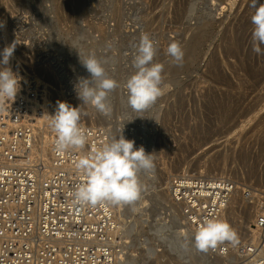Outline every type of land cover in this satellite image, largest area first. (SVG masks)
I'll return each mask as SVG.
<instances>
[{
  "label": "rangeland",
  "instance_id": "rangeland-1",
  "mask_svg": "<svg viewBox=\"0 0 264 264\" xmlns=\"http://www.w3.org/2000/svg\"><path fill=\"white\" fill-rule=\"evenodd\" d=\"M254 12L253 0H0V53L8 42L16 45L15 62H25L30 56L44 61L54 76L50 85L57 101L70 99L69 105L80 106L81 121L86 123L92 124V119L100 117L105 125H94L107 128L111 140L123 130L125 138L134 140L137 148L152 153L154 172L144 173V179H139L143 200L120 204L130 223L133 250L142 239L152 237L155 230L150 228L156 222L163 226L167 223L164 234L174 232L169 203L155 196L160 189L156 176L167 164L191 162L201 156L200 151L206 148L193 144L188 133L214 134L218 140L264 138V132L255 128L258 119L264 121V55L252 51ZM145 33L156 42L154 62L164 65L166 87L165 94L148 111L136 113L127 105L124 84L136 71L132 59ZM198 38L201 41L196 55L174 68L167 47L177 43L185 51ZM79 52L103 61L106 74L117 81L108 97L111 111L107 115L81 100H73L80 77L76 73L90 76L80 62ZM19 55L22 57L15 59ZM213 66L220 70L221 79L211 72ZM248 67L258 69L259 76L247 73ZM228 94L235 97L242 111L224 130L216 123L214 102ZM179 132L185 135L183 142L178 139ZM207 139L217 148L214 139ZM180 145H186L189 152L183 154ZM233 163L236 159L229 158L228 165ZM260 176L264 177V160ZM157 244L163 257L172 253L162 240ZM181 250L173 253L178 260L174 264L189 261L190 254ZM155 257L150 255V259Z\"/></svg>",
  "mask_w": 264,
  "mask_h": 264
},
{
  "label": "built area",
  "instance_id": "built-area-1",
  "mask_svg": "<svg viewBox=\"0 0 264 264\" xmlns=\"http://www.w3.org/2000/svg\"><path fill=\"white\" fill-rule=\"evenodd\" d=\"M8 66L20 79V90L15 99L5 98L0 110V264H145L131 260L127 226L110 203L74 202V191L86 181L74 162L110 143L109 130L80 121L88 143L57 154L51 129L46 152L39 126L47 113L46 78L24 61L11 59ZM203 177L193 175L192 184L176 178L173 183L190 225L199 228L206 219L226 221L222 210L230 194L239 192L247 216L253 212L237 231L240 243H224L211 252L235 253L239 264H264V184L224 178L225 192L210 200L211 195L199 193L209 186Z\"/></svg>",
  "mask_w": 264,
  "mask_h": 264
},
{
  "label": "clouds",
  "instance_id": "clouds-1",
  "mask_svg": "<svg viewBox=\"0 0 264 264\" xmlns=\"http://www.w3.org/2000/svg\"><path fill=\"white\" fill-rule=\"evenodd\" d=\"M253 7L252 51L260 56L264 55V4L253 0ZM15 47L14 44L9 45L0 53L3 57L0 65L4 66L0 68V110H3V100L15 99L20 90V79L8 66ZM156 52V42L149 34H142L132 59L136 71L124 84L127 105L133 112L148 111L165 94L164 65L154 62ZM79 54L80 62L90 76L81 78L75 85L77 98L82 104H90L107 115L111 111L108 97L117 87V81L106 74L103 61ZM166 54L177 65H182L185 53L179 44L171 43ZM81 116L80 106L59 103L49 122V127L56 134L54 151L57 154L83 149L88 143V134L80 127ZM74 167L86 177V181L73 193L74 202L79 206L103 203L132 205L140 199L143 191L139 175L153 173L155 163L152 153L146 152L143 147L137 148L135 141L125 138L122 130V134L110 143L76 160ZM224 243L233 247L240 243L237 231L226 221L206 219L195 233L194 244L198 250L207 251Z\"/></svg>",
  "mask_w": 264,
  "mask_h": 264
},
{
  "label": "bare ground",
  "instance_id": "bare-ground-1",
  "mask_svg": "<svg viewBox=\"0 0 264 264\" xmlns=\"http://www.w3.org/2000/svg\"><path fill=\"white\" fill-rule=\"evenodd\" d=\"M200 41V38L195 39V42L192 43L184 51L185 55L182 65H177L175 63L174 68L183 66L184 64H186V61L188 59H191L196 55L195 52H198V44L200 43ZM6 45L9 46V43L7 42ZM14 57L15 54H13V57L11 59H13ZM21 57L22 55H19L15 59ZM2 58V55H0V59ZM25 63L34 65L46 77L45 84L48 95V103L46 107L47 113L39 126L41 129L42 144L47 152L50 147L51 140V128L49 127V122L52 119V115L55 114L60 102L68 103L70 99H63L62 101L56 100L53 86L50 85L51 79L54 76L52 72L49 71V66L44 64V61H35L33 56H30L29 59L25 60ZM248 68L247 73H249L252 77L259 76L260 72L258 69L254 67ZM211 72L218 80L222 78V74L217 66H213L211 68ZM76 75L80 76L77 77L78 81L81 78H86L83 77L86 74L82 72H77ZM73 100L79 101L77 96H75ZM214 108L217 112L216 123L220 126V128L224 130L230 127L229 125L232 124L235 118L238 117V115L242 111V109L238 106L235 97L229 94L222 100H216L214 102ZM91 122L92 124L100 123L102 125H105L100 117L97 120L92 119ZM263 122L264 121L262 120V118H260L255 123V128L260 130L261 132H264ZM188 135L193 138V144L200 145L198 148H202L203 146L206 148L205 150L200 151L201 156L192 159L191 162L184 160L185 162L183 163L176 162L173 165L167 164L163 168L162 173L158 174V177L156 176V178L160 180V189L155 193V196L158 197L159 200H163L169 203L172 217L170 226L172 227L171 230H174V232L171 234H164L165 231L163 230V228L167 226V223H163V226L162 224L158 225L159 222H156L150 228V230H155L152 233V237L147 236L145 237V239L141 240V243H139V247L137 246L132 253L131 260L133 262H138L141 260L144 261L145 264H174L178 260L173 253L175 252V250H179L180 247H182L184 250L181 251L186 250L185 252H188L190 254L189 261H186L185 264H239L238 258L235 256V253L228 256H220L218 254H213L211 252V249L207 251H201L195 247L194 237L198 228H195L194 226L193 228L183 214V200L176 199V195H174L173 183L176 178L177 180L182 179L183 182L192 184L193 175H204V183L208 184L209 186H205L202 190L199 191V193L201 195H211L210 200L213 198L216 199L219 196L218 193L225 192V190L223 191V189H225L228 185L226 181H224V178L234 179L237 182H250L257 186H261L260 184H264V177L260 176V168L264 160V138L240 136L239 138L230 139H224L223 137H221L218 140V137H215L214 134L209 133H188ZM177 136L178 139L183 142L182 140L185 137L183 132H179ZM210 137L214 139L215 143L218 144V146H215L217 148H214L213 144L208 141L207 138ZM178 149L182 150L183 154H187L190 150L186 145H180L178 146ZM209 150L213 151L209 152ZM229 158H235L236 163L228 165ZM177 170L178 172L176 173ZM145 176L146 175L143 173L139 176V179L142 181ZM211 188H213L212 192ZM213 195H215V197ZM240 197L241 194L239 192H232L230 194V201L229 203L227 202V204H225L221 215V217L226 220L236 231L241 229V227L244 225L245 217H247L246 220H248L250 215L253 214V212L250 211V213L248 212L247 216V212L244 209L243 203L240 202ZM142 200L143 198H140V203ZM110 205L116 212L117 218L121 219L126 224L127 232L125 239L127 240V242H130V230L128 227L130 223L127 220L126 213L121 210V205ZM155 236L156 239L154 238ZM160 240H162L163 243L169 245L172 250V253L170 255L163 257L164 254L161 253V251L157 250V241ZM152 254H156L155 259H150V255Z\"/></svg>",
  "mask_w": 264,
  "mask_h": 264
}]
</instances>
